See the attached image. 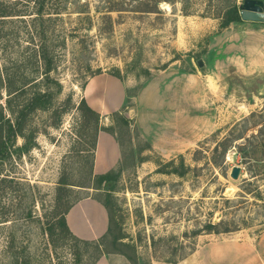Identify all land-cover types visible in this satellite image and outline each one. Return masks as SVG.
Returning a JSON list of instances; mask_svg holds the SVG:
<instances>
[{
  "label": "rangeland",
  "instance_id": "obj_1",
  "mask_svg": "<svg viewBox=\"0 0 264 264\" xmlns=\"http://www.w3.org/2000/svg\"><path fill=\"white\" fill-rule=\"evenodd\" d=\"M47 1L58 14L36 17L38 0H0L26 13L0 17V77L32 83L10 104L32 89L46 100L23 138L0 144V264L16 252L15 264H70L68 242L45 224L86 196L106 203L99 242L114 264H174L217 238L264 250V24L243 37L218 28L241 0H46L42 12L53 11ZM227 51L238 53L215 57ZM92 74L124 86L121 106L98 116L118 151L108 190L94 188L91 116L76 108ZM6 97L0 88V112L12 118Z\"/></svg>",
  "mask_w": 264,
  "mask_h": 264
},
{
  "label": "crops",
  "instance_id": "obj_2",
  "mask_svg": "<svg viewBox=\"0 0 264 264\" xmlns=\"http://www.w3.org/2000/svg\"><path fill=\"white\" fill-rule=\"evenodd\" d=\"M255 24L246 22L230 25H233L235 34L243 37L246 32H251L249 29H254ZM224 45L225 43H222L219 47L222 48ZM237 53L227 51L223 55L225 57L235 56ZM221 59L219 58V60ZM82 97L86 104L101 116L121 106L124 99V86L111 75L95 74L84 83ZM117 154V144L113 135L105 131H98L91 164L92 174H100L112 169L116 164ZM64 219L68 230L75 237L83 240L100 238L107 225V213L104 207L91 196L73 202L66 211ZM115 255L102 253L94 264H114L118 260ZM122 262L126 264L125 260ZM174 264H264V250H260L255 242L250 240L237 241L232 238H217L206 241L198 250Z\"/></svg>",
  "mask_w": 264,
  "mask_h": 264
},
{
  "label": "trees",
  "instance_id": "obj_3",
  "mask_svg": "<svg viewBox=\"0 0 264 264\" xmlns=\"http://www.w3.org/2000/svg\"><path fill=\"white\" fill-rule=\"evenodd\" d=\"M45 2L46 0H38V2H36V5H35L36 8L34 11V14L36 17L38 16L40 17L42 14L49 15V14L59 13L58 10L55 9L53 5L49 3L48 1L45 4V8L47 10L52 8L53 11L52 12H42V10H44L43 8H44ZM61 8L63 9L64 5H62ZM238 8H239V5H236L234 2H231L229 5L226 6L223 13L219 16V23H218L219 29L226 28L229 24L234 25V24H243V23L248 22V21H243L239 18ZM24 15H26V13H21V11H18V10L14 11V9L12 11L5 5L3 4L0 5V17L24 16ZM248 23L255 24L257 22H248ZM258 23L264 24V21L258 22ZM42 51L43 50H41V53L39 54H41L42 61L44 60L43 61V73L46 74L50 71V64L46 61V55H43ZM223 56L224 55L221 54L220 52L219 53L215 52L216 58H223ZM112 75L119 78L116 75V73L115 74L113 73ZM30 85H32V83L28 84L27 82H22V83H19L17 87H13L11 80L8 77H3V78L0 77V88L4 90L7 96L5 98L6 108L8 110V113H10V115L12 116V118L5 117L0 112V144L3 143L2 140L6 139L8 133L13 134V135L19 134V136L23 138L24 135L22 134V128L25 125L26 116L30 112L36 109H43L45 107L44 102L46 100H43L45 97L44 95L45 93L40 90H36V89H32L30 91V96L22 104L18 106L10 104L11 99L9 98L13 97L14 95L20 96V94L26 93L28 90L27 88ZM76 108H78L79 110L91 116V120H89L87 123H90V126H91V130H92L91 146H92V149L94 150L95 136L98 130H104L110 133L111 135L112 133L109 129H106V128L103 129L98 125L99 115L86 104L83 97H81L78 100ZM117 114H119V111L111 113V119L116 118L118 116ZM3 132H4V135L2 136L1 134ZM21 147L23 151L28 149V146H26V144H23ZM89 156L90 158L88 162V170H89V174L92 175L94 183L96 185V187L94 188L97 189L98 186L103 185V189H106L105 187H108V184L112 183L115 180V177L117 174H115L112 169L105 171L103 173H100V174H92L91 164H92L93 152L90 153ZM169 163H166V165L164 166H167ZM180 166L182 167L181 163H180ZM162 172H167V171H162ZM169 172H174L178 175L182 174V171H177L176 169H173V171H169ZM108 189L109 188H107L106 190ZM72 203L65 205L64 208L60 211L55 210L53 212L51 220L45 224V229L50 236L55 235L62 244L68 242V251H69L68 254L71 256L70 264H94L98 256L101 255L102 253H105L103 252L101 248V243L99 242L100 238L96 240H83V239H79L75 237L68 230L67 225L65 223L64 215ZM101 205L104 207L105 211L107 212L106 203L102 202ZM107 217H108V214H107ZM206 226H207L206 229H203L205 230L206 233L220 232V231L213 230L215 225L207 224ZM224 231H227V230H224ZM194 234H198V233L194 232ZM9 247L10 245L5 246L7 250ZM18 253L19 252H16L12 257L13 264L16 263ZM167 262H171V261H167ZM22 263L27 264L28 260H23ZM133 264H137V261L134 260Z\"/></svg>",
  "mask_w": 264,
  "mask_h": 264
},
{
  "label": "water",
  "instance_id": "obj_4",
  "mask_svg": "<svg viewBox=\"0 0 264 264\" xmlns=\"http://www.w3.org/2000/svg\"><path fill=\"white\" fill-rule=\"evenodd\" d=\"M239 18L248 22L264 21V5L262 0H241L238 8ZM197 66H201L200 60H196ZM239 173L238 166H232L229 171V177L237 178Z\"/></svg>",
  "mask_w": 264,
  "mask_h": 264
}]
</instances>
